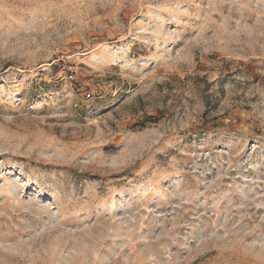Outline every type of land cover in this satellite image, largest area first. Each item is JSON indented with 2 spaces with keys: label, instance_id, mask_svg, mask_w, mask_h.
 I'll list each match as a JSON object with an SVG mask.
<instances>
[{
  "label": "rangeland",
  "instance_id": "obj_1",
  "mask_svg": "<svg viewBox=\"0 0 264 264\" xmlns=\"http://www.w3.org/2000/svg\"><path fill=\"white\" fill-rule=\"evenodd\" d=\"M0 264H264V0H0Z\"/></svg>",
  "mask_w": 264,
  "mask_h": 264
},
{
  "label": "built area",
  "instance_id": "obj_2",
  "mask_svg": "<svg viewBox=\"0 0 264 264\" xmlns=\"http://www.w3.org/2000/svg\"><path fill=\"white\" fill-rule=\"evenodd\" d=\"M75 71H76V68H75L74 66H70V67H69V70H68V76H69L70 78H72L73 75H74V73H75Z\"/></svg>",
  "mask_w": 264,
  "mask_h": 264
},
{
  "label": "bare ground",
  "instance_id": "obj_3",
  "mask_svg": "<svg viewBox=\"0 0 264 264\" xmlns=\"http://www.w3.org/2000/svg\"><path fill=\"white\" fill-rule=\"evenodd\" d=\"M2 186L4 187V189H8V187H9V182L4 183Z\"/></svg>",
  "mask_w": 264,
  "mask_h": 264
}]
</instances>
